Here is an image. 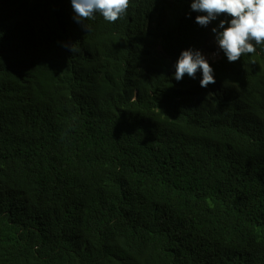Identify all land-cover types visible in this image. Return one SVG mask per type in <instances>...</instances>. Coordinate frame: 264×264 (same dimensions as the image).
<instances>
[{"label":"trees","instance_id":"16d2710c","mask_svg":"<svg viewBox=\"0 0 264 264\" xmlns=\"http://www.w3.org/2000/svg\"><path fill=\"white\" fill-rule=\"evenodd\" d=\"M191 2L0 0V264H264V46L175 80Z\"/></svg>","mask_w":264,"mask_h":264},{"label":"clouds","instance_id":"9594fccd","mask_svg":"<svg viewBox=\"0 0 264 264\" xmlns=\"http://www.w3.org/2000/svg\"><path fill=\"white\" fill-rule=\"evenodd\" d=\"M70 2L74 19L83 23L85 28H88V25L84 22L95 19L97 13L106 22L115 23L127 14L130 7V0H70ZM190 7L192 11L203 13L195 18V22L200 25L206 35L202 37L201 42L203 54L199 50H183L175 64V80L180 81L185 75L197 79L195 76L199 71L202 72L200 86L207 87L215 83V78L209 64L213 61L205 58V52L211 53L212 56L220 55L217 60L222 59L225 54L229 62H236L242 56L254 55L257 45L264 46V0H192ZM221 15L231 19L230 21L220 20L219 25L212 28L214 37L207 30L209 28L207 25ZM203 47H206L208 51ZM217 47L222 51L216 52L214 49ZM70 51L72 53L77 51L74 44L70 46ZM71 236L76 237V235H69ZM76 244L78 246L77 241ZM112 246L108 245L104 261L111 258ZM66 251L67 257L75 254L68 247Z\"/></svg>","mask_w":264,"mask_h":264},{"label":"rangeland","instance_id":"374dc122","mask_svg":"<svg viewBox=\"0 0 264 264\" xmlns=\"http://www.w3.org/2000/svg\"><path fill=\"white\" fill-rule=\"evenodd\" d=\"M217 45H218V44H217ZM203 48H204L205 50L208 51V49H207L206 47H203ZM214 50H216V52H218V53L222 51L221 49H219V47H217V49H214ZM209 52H211V50H210ZM204 56H205V58H206L207 60H209V61H214V60H217V59L219 58L220 55H218V54H214V56H212L211 53H207V52H205Z\"/></svg>","mask_w":264,"mask_h":264}]
</instances>
